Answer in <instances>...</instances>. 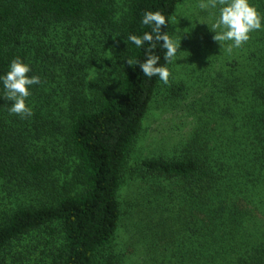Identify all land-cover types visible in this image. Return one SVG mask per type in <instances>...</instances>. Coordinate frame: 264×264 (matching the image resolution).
Returning a JSON list of instances; mask_svg holds the SVG:
<instances>
[{"label": "trees", "instance_id": "trees-1", "mask_svg": "<svg viewBox=\"0 0 264 264\" xmlns=\"http://www.w3.org/2000/svg\"><path fill=\"white\" fill-rule=\"evenodd\" d=\"M186 1L0 0V75L20 58L41 81L31 116L0 98V264L126 262L121 190L163 83L127 36L150 30L145 11L176 17ZM199 44L185 52L211 49ZM205 69L198 128L175 157L139 165L138 241L147 264H264V31Z\"/></svg>", "mask_w": 264, "mask_h": 264}, {"label": "rangeland", "instance_id": "rangeland-1", "mask_svg": "<svg viewBox=\"0 0 264 264\" xmlns=\"http://www.w3.org/2000/svg\"><path fill=\"white\" fill-rule=\"evenodd\" d=\"M214 11L201 10L199 0H187L177 11L173 33L181 39L179 54L170 69L169 83L161 84L144 121L121 190L123 219L113 246L114 255L125 257L126 262L122 261L121 264H147L148 259L144 257L143 244L138 241L139 222L145 217L141 215L140 207H136L143 191L138 173L140 163L154 156L175 157L181 144L187 143L193 131L198 128V113L203 109L204 94L209 90L202 82L206 75L212 76L209 72L205 73V66L208 60L225 51L219 42L213 40L214 33L209 29L213 22L211 13ZM204 37L209 40V52L202 53L200 47L194 52H185L190 42L197 43L199 40L202 46ZM214 68L217 69V66L214 65Z\"/></svg>", "mask_w": 264, "mask_h": 264}, {"label": "clouds", "instance_id": "clouds-1", "mask_svg": "<svg viewBox=\"0 0 264 264\" xmlns=\"http://www.w3.org/2000/svg\"><path fill=\"white\" fill-rule=\"evenodd\" d=\"M201 10L213 9V22L210 30L213 40L219 42L227 52L242 47L250 39V34L264 31V14L254 5L252 0H199ZM175 17H166L160 11H145L140 24L150 29L137 35L130 33L127 41L137 49L144 50L143 61H136L139 70L148 78L158 77L164 84L169 83L171 71L168 65L176 61L179 54L181 39L168 29L169 23H174ZM208 25L207 21L204 22ZM163 26V30H162ZM209 27V26H208ZM157 47L164 50V64H160L161 57L156 54ZM133 61L127 59V64L133 66ZM32 69L28 63L20 58L13 59L8 70L0 75L3 86V96L0 98L10 101V114L22 118L32 115V109L26 101L31 96V87L41 83L39 76L28 75Z\"/></svg>", "mask_w": 264, "mask_h": 264}]
</instances>
